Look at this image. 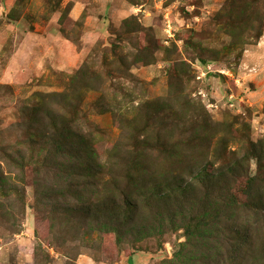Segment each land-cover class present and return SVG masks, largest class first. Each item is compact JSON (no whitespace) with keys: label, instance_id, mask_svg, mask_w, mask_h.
Instances as JSON below:
<instances>
[{"label":"rangeland","instance_id":"obj_1","mask_svg":"<svg viewBox=\"0 0 264 264\" xmlns=\"http://www.w3.org/2000/svg\"><path fill=\"white\" fill-rule=\"evenodd\" d=\"M239 158L264 160V0H0V264H264L216 251L248 209L203 237Z\"/></svg>","mask_w":264,"mask_h":264},{"label":"trees","instance_id":"obj_2","mask_svg":"<svg viewBox=\"0 0 264 264\" xmlns=\"http://www.w3.org/2000/svg\"><path fill=\"white\" fill-rule=\"evenodd\" d=\"M255 31L256 32H255L254 40H258L259 37L262 35V30L261 28L260 29L257 28ZM253 153L254 152H251V154ZM246 154H248V152L244 153L243 155H246ZM254 156L257 158L256 153ZM240 165H242V158H239L238 160H236V162L232 166L225 167L223 168V170L219 171L216 174V179H218L219 181L218 184H222V186L226 189L227 196L224 197L223 199L222 197H218L220 196L219 193L216 194L217 197H214V200H213L214 205L216 206V209L212 210L211 213H215L217 218H212L210 216L209 219H206L205 221H203L204 225L208 227V235H205L203 232V237L206 238L207 236H209L208 240L212 244L216 242V241H210L212 236L215 237L214 232H213L214 226H218V228L222 230V232H224V230L221 229V225H218V223H222V220H221L222 213L221 212H223L224 214L226 211H230V215L232 214L234 215L239 212H245L246 209L252 211L251 218L253 220H248V223H246L244 227L235 225L234 229L231 231L230 237L236 238L234 239L235 241H230V242L227 241L231 245L232 252H229L228 249H226V251L223 252L221 250L222 247L218 248L217 246L218 249L216 251L221 253V257L224 261L228 257L232 258L233 256L238 255L239 250L242 248L244 244H249L251 243L250 241L256 240L254 242L256 243V245H258V239L259 238L264 239V213L260 212V207H259L260 205L256 200L257 197L259 199L262 197L261 195L262 193H257V192L254 193V188L257 184H258L257 185L258 189H260L261 187H264V160L257 159V169L255 171L256 174L254 176H250L248 173L247 174L243 173V170L239 169L241 168ZM235 167H237V169L240 170L241 175H239V178L244 179L246 183V186L242 187L241 191H236L234 188L231 187L232 182L229 183L230 179L238 177V175L235 172L236 170ZM225 176L226 178L224 180ZM217 191L222 192L223 188L218 187ZM243 197L244 199H242ZM246 197L248 198L252 197L251 202L247 205H245L247 203ZM185 207L186 206H182V208L178 209V211L185 212ZM193 232L194 231L192 230L191 227L189 228L188 226H186L183 231V235L184 236L186 235V237L189 238L190 235L192 236ZM213 240H215V238H213ZM228 243H226V245ZM215 244H217V242ZM252 245L249 244L247 246H250V249H255V253H256V246L253 243ZM241 255L242 253L239 254V256ZM256 255L258 256L257 259L259 260H261V257H264V253H259V254L256 253ZM239 263L240 264H256L252 262V259L245 260V261L241 259Z\"/></svg>","mask_w":264,"mask_h":264}]
</instances>
